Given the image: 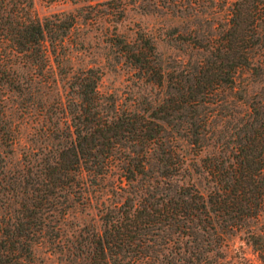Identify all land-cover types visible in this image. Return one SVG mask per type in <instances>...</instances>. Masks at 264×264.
Returning <instances> with one entry per match:
<instances>
[{
    "label": "trees",
    "instance_id": "16d2710c",
    "mask_svg": "<svg viewBox=\"0 0 264 264\" xmlns=\"http://www.w3.org/2000/svg\"><path fill=\"white\" fill-rule=\"evenodd\" d=\"M177 2L198 26L204 22L215 32L187 28L188 43L201 56L170 70L149 33L138 29L133 41L118 37L139 77L164 87L157 101L120 108L98 89V69L62 67L63 41L75 14L40 18L33 0H0V145L16 141V123L7 117L3 99L9 91L23 103L25 68L49 86L56 82L55 65L67 86L63 97L41 104L45 111L55 104L58 114L42 127L46 140L38 146L35 168L23 174L19 206L1 215L0 264L31 261L34 243L59 238L70 196L116 168L119 180L111 201L100 202L99 224L85 223L75 236V264H131L149 258L150 247L176 242L187 253L182 259L209 257L215 248L204 246V233L240 229L264 210V84L248 92L264 76V56H257L264 54V0H164L167 6ZM244 69L249 81L239 83ZM178 135L194 153L216 145L201 158L212 183L206 194L173 181L183 164Z\"/></svg>",
    "mask_w": 264,
    "mask_h": 264
},
{
    "label": "rangeland",
    "instance_id": "374dc122",
    "mask_svg": "<svg viewBox=\"0 0 264 264\" xmlns=\"http://www.w3.org/2000/svg\"><path fill=\"white\" fill-rule=\"evenodd\" d=\"M121 4H124L122 13ZM33 7L40 18L61 12L75 14L76 20L68 29L63 41L61 52L65 57L62 67L66 70L85 67L98 69L100 72L98 89L103 94L112 95L120 108L124 106L139 108L150 99L157 101L162 98L164 87L146 82L139 77L137 69L122 55V47L116 43L118 37L133 41L137 35L136 30L141 29L149 33L170 70L181 66L188 59L201 56L202 51L188 43L191 36L187 34V28L199 27L202 33L215 32L204 22L198 26L195 19L188 18L183 2L167 6L164 0H98L97 3L94 1L87 5L85 2L71 0H33ZM257 56L263 57L264 54ZM53 69L52 76L56 77V82L49 86L41 82L43 80L41 74H36L31 69L23 70L27 88L24 90L25 99L22 104L18 103L19 98L11 92H5L3 105L7 117L16 123V141L9 146L0 145V218L13 207L19 206L24 190L23 174H26L31 166L35 168L32 164L39 158L36 154L39 152L38 146L46 140L42 127L48 125L50 123L48 120L58 114L55 113V104L48 111L41 106L51 101L53 96L63 97L67 88L66 77L56 73L55 65ZM248 75L246 69L241 70L238 72L237 80L239 83L249 81ZM257 84H264V76L260 82L256 81L250 85L248 92ZM224 93L231 98L227 90ZM239 109L245 110L246 104L241 103ZM174 140L183 164L180 172L172 177L173 181L193 185L201 193L206 194L212 183L203 169L201 158L214 151L216 145H208L201 152L194 153V149L184 137L178 135ZM151 167L152 174L154 166ZM18 179H21V184L18 183ZM118 180L116 168L113 174L106 176L97 184L85 181L81 190L70 196L65 212L61 216L60 237L43 238L34 243L31 261L23 264H75L71 253L74 250L75 236L85 223L99 224L100 202L111 201L113 196L110 190ZM204 238V246L209 242V246L215 248V255L209 254L207 257L204 253L199 259L191 257L190 260H185L182 257L187 258V253L185 255L181 253L184 245L176 242L169 244L168 248L165 247L167 245L161 244L150 247L149 258L138 259L131 264H215L219 261L225 264H264V210L240 229L221 232L210 230L204 233ZM195 240L198 241L199 237ZM185 248L189 250L188 247Z\"/></svg>",
    "mask_w": 264,
    "mask_h": 264
}]
</instances>
